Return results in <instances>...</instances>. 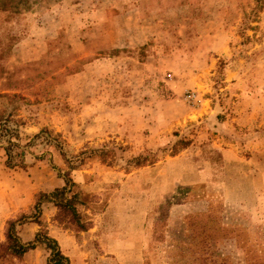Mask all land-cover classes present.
Segmentation results:
<instances>
[{
    "label": "rangeland",
    "instance_id": "1",
    "mask_svg": "<svg viewBox=\"0 0 264 264\" xmlns=\"http://www.w3.org/2000/svg\"><path fill=\"white\" fill-rule=\"evenodd\" d=\"M9 33L0 243L19 214L33 238L35 197L62 185L65 158L81 160L70 176L90 229L56 223L47 203L39 219L69 264H143L145 251L166 264L185 217L224 264H264V0H0ZM47 256L37 245L14 262Z\"/></svg>",
    "mask_w": 264,
    "mask_h": 264
},
{
    "label": "trees",
    "instance_id": "2",
    "mask_svg": "<svg viewBox=\"0 0 264 264\" xmlns=\"http://www.w3.org/2000/svg\"><path fill=\"white\" fill-rule=\"evenodd\" d=\"M0 38V57H3L16 39L15 34H8L4 39L7 41L3 43ZM4 74V68L0 65V75ZM15 95L14 93L12 94ZM2 118H0V123ZM1 130L2 125L0 124ZM44 129H41L42 131ZM6 131V130H4ZM14 135V134H12ZM16 146L10 138L7 140V146L3 147L6 155V161L10 164V147ZM101 152V151H100ZM104 152V151H103ZM102 153V152H101ZM100 155V154H99ZM98 155V156H99ZM100 157V156H99ZM135 161V162H134ZM145 161V160H144ZM66 170L63 171L61 177L63 183L61 186L54 187L47 193L38 192L35 201L32 206L33 212L32 219L39 229L34 232L33 238L29 241L23 242L18 236L16 227L25 223L29 217L26 214H19L16 218H10L5 221L4 240L0 243V264H15L14 260L19 261L22 255L30 249H33L37 245H42L47 251V263L46 264H69V259L60 250L57 241L48 234V232L42 228L40 223V212L42 204H51L55 208L52 220L56 223H69L74 225L79 231H85L90 226V218L86 215L88 204L86 202L88 192L84 191L70 176L71 170L75 169L79 165H73L72 162L67 159ZM101 163L109 165L108 161H104L102 158ZM146 162V161H145ZM133 165H143V158L139 160L134 158ZM22 165V162H20ZM188 218L183 221V225H180L176 232L170 234L168 242L165 246L167 249L166 264H224L222 259H217L214 253V245L208 242V236L204 235V228L198 230L195 228L191 230L187 227ZM199 237L201 241H195ZM156 247V246H154ZM143 264L148 263V255L146 251L143 254Z\"/></svg>",
    "mask_w": 264,
    "mask_h": 264
},
{
    "label": "crops",
    "instance_id": "3",
    "mask_svg": "<svg viewBox=\"0 0 264 264\" xmlns=\"http://www.w3.org/2000/svg\"><path fill=\"white\" fill-rule=\"evenodd\" d=\"M76 183H77V182H76ZM58 185H59V183L57 182V185H55L54 187H58ZM54 187H53V188H54ZM53 188H52V189H53ZM52 189H51V190H52ZM85 191H86V189H85ZM46 205H49V207H52L53 209H55L51 204H48V203H47ZM89 229H90V228L86 229L85 231H81V232H87ZM49 235L52 236L51 234H49ZM52 237L55 239V236H52ZM55 240H56V239H55Z\"/></svg>",
    "mask_w": 264,
    "mask_h": 264
},
{
    "label": "built area",
    "instance_id": "4",
    "mask_svg": "<svg viewBox=\"0 0 264 264\" xmlns=\"http://www.w3.org/2000/svg\"><path fill=\"white\" fill-rule=\"evenodd\" d=\"M188 97H192V94H189V96Z\"/></svg>",
    "mask_w": 264,
    "mask_h": 264
}]
</instances>
